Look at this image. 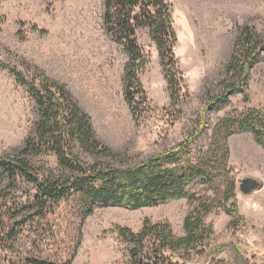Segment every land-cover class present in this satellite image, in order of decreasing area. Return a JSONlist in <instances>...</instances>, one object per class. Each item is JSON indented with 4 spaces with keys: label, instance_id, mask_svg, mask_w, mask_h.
<instances>
[{
    "label": "rangeland",
    "instance_id": "1",
    "mask_svg": "<svg viewBox=\"0 0 264 264\" xmlns=\"http://www.w3.org/2000/svg\"><path fill=\"white\" fill-rule=\"evenodd\" d=\"M162 1L171 8L179 91L171 98L156 46L148 28L140 27L136 37L146 58L138 79L144 94H135L132 110L122 84L127 54L103 28L104 0H0V156L18 152L37 121L32 97L9 72L13 68L25 74L24 65L64 85L89 116L96 138L120 156L114 164L119 168L165 153L204 125L182 152L184 159H191L217 138L214 127L221 121L241 119L250 111L264 114V51L249 69L245 86L229 96V105H210L221 90L220 81L237 80L233 73L225 75V68L240 30L253 29L264 40V0ZM35 78L37 83L38 73ZM225 142L228 160L223 167L217 159V194L210 185L196 184L190 191L212 200L203 221L213 231L217 261L233 264L232 245L249 264H264V149L249 131L231 129ZM34 160L57 168L53 154ZM244 177L262 187L243 196L238 180ZM229 183L234 186L231 196ZM32 193L24 180L6 190L16 215L10 225L26 214ZM188 208L183 198L140 209L94 204L87 213L83 202L71 197L45 221L15 224L16 236L8 244L0 239V256L19 264H129V246L118 229L136 233L149 220L168 224L174 235L182 236ZM4 247L12 248V254L2 251ZM178 256L187 264L199 259L194 251ZM211 256L207 253L201 264H209Z\"/></svg>",
    "mask_w": 264,
    "mask_h": 264
},
{
    "label": "trees",
    "instance_id": "2",
    "mask_svg": "<svg viewBox=\"0 0 264 264\" xmlns=\"http://www.w3.org/2000/svg\"><path fill=\"white\" fill-rule=\"evenodd\" d=\"M102 24L105 32L122 45L127 54L122 84L129 107L135 110V94H144L138 72L146 57L136 37L137 30L143 26L148 28L156 46L170 96L174 98L179 91L180 80L175 68V33L169 4L162 0H104ZM263 51L264 40L258 38L253 29L245 27L240 30L233 55L225 68V75L233 73L237 80L220 81L221 90L211 100V107L229 105V96L245 86L249 69L258 62ZM24 66L25 74L13 68L9 72L32 97L37 121L18 152L0 156V239L3 238L5 244L16 236L15 224L22 227L35 221H45L60 202L71 197L82 201L87 213L91 212L94 204L140 209L184 198L189 208L182 222V236L174 235L168 224H153L149 220H144L136 233L118 229V235L129 246V264H187L179 261L180 251L187 254L194 251L199 256L195 264H201L209 252L212 253L209 264H225L215 258L217 245L213 244V231L203 221V216L212 210V200L208 196H198L190 188L196 184L210 185L217 194V159L224 167L228 160L225 139L231 129L249 131L264 149V114L250 111L241 119L221 121L214 127L217 138L209 143L206 151L201 150L191 159H184L182 152L189 147V141L198 138L204 125L165 153L149 157L132 167L119 168L114 164L120 156L96 138L89 116L64 85L50 80L37 68ZM27 72L32 76L27 77ZM37 73L39 81L36 83ZM47 153L55 156L57 168L51 169L35 162V158ZM20 180L31 185L33 193L27 200L26 214L20 215L18 221L10 225L9 221L16 215L11 213L14 206H8L10 201L6 190L14 188ZM233 189L229 183V196L233 195ZM228 248L233 264H249L239 249L232 245ZM2 251L12 254L13 250L4 247ZM0 261L19 264L1 256Z\"/></svg>",
    "mask_w": 264,
    "mask_h": 264
},
{
    "label": "water",
    "instance_id": "3",
    "mask_svg": "<svg viewBox=\"0 0 264 264\" xmlns=\"http://www.w3.org/2000/svg\"><path fill=\"white\" fill-rule=\"evenodd\" d=\"M262 184L256 179L244 177L238 180V189L243 196L249 195L251 192L259 190Z\"/></svg>",
    "mask_w": 264,
    "mask_h": 264
}]
</instances>
